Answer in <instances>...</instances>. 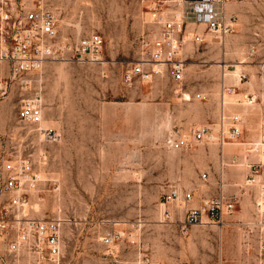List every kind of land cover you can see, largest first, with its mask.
Listing matches in <instances>:
<instances>
[{
	"label": "rangeland",
	"instance_id": "1",
	"mask_svg": "<svg viewBox=\"0 0 264 264\" xmlns=\"http://www.w3.org/2000/svg\"><path fill=\"white\" fill-rule=\"evenodd\" d=\"M187 6L188 0H54L59 32L71 42L98 34L103 61L50 60L42 72L26 75L25 90L13 80L0 96V133L10 132L2 174L19 155L34 162L37 184L27 192L24 213L66 220L62 264H106L101 236L112 228L123 259L140 251L162 264H264V250L247 225L256 218L264 183V157L250 151L264 143V0L227 3L236 20L222 41L200 25L202 42L196 43L189 25L178 55L185 61L181 82L166 66L155 67L160 73L148 80H123L124 69L152 49L164 20L184 15ZM237 68L245 77L223 82L222 72ZM8 76L0 63V81ZM38 84L42 121L20 122L19 99ZM198 92L204 97L196 98ZM233 115L240 134L221 148L219 129L226 131ZM38 126L54 128L58 139L43 141ZM202 126L210 140L181 149L167 145L168 136ZM220 184L224 195L239 198L233 213L218 224L182 229V198L167 203L163 194L171 187L180 195L191 190L187 205L199 206Z\"/></svg>",
	"mask_w": 264,
	"mask_h": 264
},
{
	"label": "built area",
	"instance_id": "2",
	"mask_svg": "<svg viewBox=\"0 0 264 264\" xmlns=\"http://www.w3.org/2000/svg\"><path fill=\"white\" fill-rule=\"evenodd\" d=\"M231 1L188 0L184 15H174L164 20L160 32L153 39L152 49L141 52L139 60L131 62L124 69L123 80H148L152 74L160 73L159 68L155 67L166 66L172 79L181 82L185 61L178 55L182 44L187 41L185 33L188 26H195L191 28V33L196 43L202 42V33L197 29L200 25L222 41L234 31L236 15L226 12V4ZM101 51L102 39L96 33L71 42L59 32L54 0H0V63L6 64L9 71V76L0 81V96L6 94L8 83L13 80L25 90L29 83L26 75L40 73L50 60H90L98 63L103 61ZM244 77V74L239 75V79ZM195 97L201 99L204 95L198 92ZM17 118L26 124L40 123L42 98L39 89L19 99ZM239 120L238 115H233L228 129H219L217 142L221 147L225 141L239 136ZM38 131L47 142L58 139V133L52 129L38 127ZM2 139L0 133V194L4 195L0 204V264H62V235L66 220L59 215L39 218L24 213L27 192L35 188L37 174L33 171L31 158L24 155H19L7 174H2L1 165L5 156L1 148ZM210 139V129L202 126L190 129L188 134H172L167 137L166 143L173 149H181L190 146L194 140ZM250 151L264 157V143L254 144ZM249 168L253 169V164ZM203 177H206L205 173ZM248 182L253 185V179H248ZM259 190L255 201L256 218L247 225L255 230L259 250H264V183ZM163 195L167 203L182 198L183 217L179 220L182 229L193 224H218L224 215L232 214L238 204L237 196H226L221 191L201 197L196 207L187 205L194 197L191 190L180 195L177 188L171 187ZM164 212V217L170 219L169 212ZM204 218H208L209 222ZM116 240L118 232L114 228L101 236V242L106 248V264H162L140 251L131 260L119 257ZM177 264L199 263L182 261Z\"/></svg>",
	"mask_w": 264,
	"mask_h": 264
},
{
	"label": "crops",
	"instance_id": "3",
	"mask_svg": "<svg viewBox=\"0 0 264 264\" xmlns=\"http://www.w3.org/2000/svg\"><path fill=\"white\" fill-rule=\"evenodd\" d=\"M41 72H42V71H41ZM38 86H39V84H38ZM38 86H35V90H37V89L40 90V92H41V98H42V100H43L42 87H41V85H40L39 87H38ZM42 106H43V102H42ZM42 116H43V115H42ZM41 121H42V118H41ZM41 121H40V122H41ZM39 124H40V123H39ZM39 124H38V125H39ZM38 127H40V126H38ZM41 128H48V127H44V126H43V127H41ZM48 129H52V130L56 131L54 128H48ZM37 130H38V128H37ZM56 132H57V131H56ZM57 133H58V132H57ZM58 134H59V133H58ZM2 135H3V139H2V142H3V143H2V145H1V148L3 149V151H4L5 155H6V154H9V153H8V150H7V149H8V148H7V142H9L8 140H9V137H10V132H5V133H3ZM42 140L45 141V140L43 139V137H42ZM46 142H47V141H46ZM221 148H222V147H221ZM41 154H44V156H45V152H39L38 156H41ZM222 154H223V153H222V150H221V157L223 156ZM39 160L42 161L43 159H41V157H39ZM33 166H34V162L32 163V167H33ZM248 167H249V166H248ZM7 170H9V168H6V169H5V173H6V174H7V172H8ZM35 170H36V168L33 167V171H34V172H36ZM3 172H4V170H3ZM36 174H37V173H36ZM223 186H224V185H222V184L219 185V191H221V192L224 194V192H223V191H224V190H223ZM213 195H214V194H213ZM236 195H237V194L235 193L233 196H236ZM238 203H239V198H238ZM198 204H199V203H198ZM196 206H197V205H193V204H192V205H191V204L188 205V207H196ZM104 254H105V252H104ZM118 256L121 257V255H120L119 253H118Z\"/></svg>",
	"mask_w": 264,
	"mask_h": 264
},
{
	"label": "bare ground",
	"instance_id": "4",
	"mask_svg": "<svg viewBox=\"0 0 264 264\" xmlns=\"http://www.w3.org/2000/svg\"><path fill=\"white\" fill-rule=\"evenodd\" d=\"M218 62V61H217ZM237 67L239 66L238 64L236 65ZM222 78H223V82L225 81H230L232 78L236 80V83H239V76H238V68L235 69V70H228V71H223L222 72ZM188 94V93H187ZM185 94L184 96H186V99H189V96ZM246 94V93H245ZM185 98V97H184ZM239 100V98L237 99ZM230 103V101H228V104ZM244 103V102H243ZM239 105V104H238ZM242 126V125H241ZM41 127V126H40ZM251 128H254V127H251ZM254 130V129H253ZM256 130V129H255ZM255 144V143H254ZM260 145V144H259ZM245 161V160H244ZM243 164V163H241ZM257 176H260V175H257ZM227 177V175H226ZM235 178V177H234ZM258 180H259V177H258ZM206 222H209V221H206Z\"/></svg>",
	"mask_w": 264,
	"mask_h": 264
}]
</instances>
